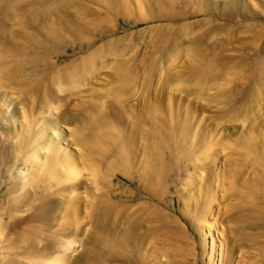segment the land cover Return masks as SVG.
<instances>
[{"label": "rangeland", "instance_id": "1", "mask_svg": "<svg viewBox=\"0 0 264 264\" xmlns=\"http://www.w3.org/2000/svg\"><path fill=\"white\" fill-rule=\"evenodd\" d=\"M17 1H21L17 5L19 15L15 12L16 16H8L11 22L7 17V21L0 18V32L5 28L7 34L0 39L1 43L3 41L0 45L1 65L11 67V64L19 63L16 69L22 68L16 75L17 70L12 68L14 76L12 73V79L5 82L10 85L5 89L8 96L4 95V87L0 88V94L10 101L6 106L0 105V170L2 165L5 166L0 179V205L5 207L14 194L11 191L14 178L26 177L32 186L26 199L35 196L34 190L39 189L36 202L63 187L61 182L71 170L64 159L68 161L67 158L75 157L80 169L85 171L84 215L90 220L98 214V211L91 210L96 204L112 203L118 209L115 217L121 222V230L127 225L129 216L145 219L146 223L138 232L143 235L145 229L149 234L145 250L148 264H264V91L260 92V98L254 94L260 79L264 85V0H13ZM22 2L26 6L34 2L37 9L31 10ZM48 7H52L51 10L57 8L59 12L55 10L56 13L51 12L45 18L38 17L37 22L32 18L35 23L30 21V15L37 17L34 13H38V8L45 10ZM24 15L29 24L32 22L30 27ZM20 22L25 23L20 25ZM23 25L29 30L23 29ZM9 30H12L10 35ZM15 32L19 39L13 35ZM115 44L117 48L113 50ZM195 44L199 47L196 48ZM107 45L113 54L109 52L104 58L95 60L101 71L95 70L97 73L90 78V87L81 86L75 91L83 92L84 98H69L71 102H67V110L72 112L65 121L59 120L60 129L52 132L58 147L67 149L69 156L59 154L55 150L56 143L45 145L46 150L36 154L33 151L35 135L43 124L30 129L24 120L23 125L17 123L13 111L18 117L28 116L43 93L36 88L34 94L35 87L30 90V86L39 82L43 89L46 74L54 78L55 74L59 76V70L65 72L66 67L72 71L74 66H79ZM178 45L181 56L175 61L177 71H184L193 62L194 72L207 69L213 61L220 63L221 78L215 80L205 94L200 85H195L196 82L183 79L186 75L181 76L173 93L169 90L164 94L156 93L158 80L165 78L164 72L174 60L167 54ZM27 55L35 58L39 55L40 59L45 55L50 57L45 64L37 58L32 69L22 71ZM102 62L108 65L101 66ZM50 64L56 66L54 71L50 70ZM208 76L209 73L203 74V78ZM150 86H153L151 93L147 94L145 89ZM58 88L56 85V90ZM29 95H33L32 98ZM251 105L259 112L256 120L247 124L232 120L241 108ZM64 106L60 111L66 110ZM193 110L196 111V120L191 115ZM41 111L43 113L41 108L35 110V116ZM49 111L45 113L48 117L52 114L51 119L59 116L58 110L54 111L55 114ZM80 111L81 114H97L101 120L98 121L101 125L97 122L94 128L86 126L89 135L84 129V133H80L78 123L82 115L77 114ZM19 131L28 139L24 143L19 140ZM247 138L259 141H251L247 148ZM125 143L131 151H127L126 156L120 151ZM174 147L178 148L175 155L178 159L175 160H181L165 168L161 154L169 153ZM197 151L214 169L212 180L216 199L212 212H207V204L202 203L200 193L204 180L198 182V177H194L198 170L194 163L203 167L204 161L189 158L192 167L186 162V156ZM37 155L39 159L35 161ZM231 174H236L237 180ZM52 175L57 179L50 180ZM42 176L46 178L43 186L37 182ZM191 178L196 179L198 187L195 184L187 187ZM158 194L160 201L154 198ZM87 206L92 208L87 209ZM124 207L127 208L125 214ZM155 207L167 214V229H174L171 233L158 231L160 223L153 215ZM220 209L222 215L218 216ZM23 211V214L28 213ZM3 218L0 216L1 224L3 220H10L8 215ZM103 241L99 246L95 243L85 245L92 248V255L109 252L111 241L102 248ZM8 243L7 238L0 237V264H11L12 252L7 251V254L5 249ZM74 250L78 256L83 249L75 245ZM18 257L22 264H48L45 259L47 262L34 263L25 255ZM16 262L15 259L12 264H18ZM91 263L97 264L90 259L81 264Z\"/></svg>", "mask_w": 264, "mask_h": 264}, {"label": "bare ground", "instance_id": "2", "mask_svg": "<svg viewBox=\"0 0 264 264\" xmlns=\"http://www.w3.org/2000/svg\"><path fill=\"white\" fill-rule=\"evenodd\" d=\"M3 1H2V3H3ZM20 2L21 1H19V2L17 1L15 3V2H13V0H6L3 3L4 5L1 3L0 4V16H1L0 18H1V20H2V18L4 20H6L5 17H7V18H8V16L11 17L12 15H14L15 12L18 13V14L16 13L18 16L19 15V6H17V5H19ZM26 2L28 3V1H26ZM24 3H25V1H24ZM24 3H23V5H24ZM31 3L32 4H28L27 6L30 7L31 10H34V8L37 9L36 7L38 5L36 7H34V5H35L34 2H31ZM24 6L27 7L26 5H24ZM20 7H21V5H20ZM51 8L48 7V8H45V10H41V9L39 10V8H38V13H37V11H36V13H34L37 15V17H34V16L32 17V15H30L31 16L30 21L32 20V18L33 19H36L38 17L45 18L46 16H49V14L51 12L54 13L55 10H57V8H56L55 10L53 9L54 10L53 11V10H51ZM30 9H29V14L30 13L32 14ZM58 9L61 11L60 6L58 7ZM21 10H22V7H21ZM59 10H57V12H59ZM16 14L14 16H16ZM14 16H12V17H14ZM24 16H25L24 18L27 20L28 18H26V15H24ZM7 20H9V18ZM37 20L38 19H36V22H37ZM9 21L11 22V19ZM22 21H23V18H22ZM32 21H34V20H32ZM24 23L25 22H22V24H24ZM34 23H35V21H34ZM34 23H33V25H34ZM13 24H15V22ZM22 24L20 22V25H22ZM31 24H32V22L29 24V21H28L29 26L27 24H25V25L30 27ZM15 26H18L17 23ZM13 27L14 26L12 25L11 29ZM23 27H24V25H23ZM2 28L3 27H1V29ZM25 28L26 27H24L23 29H25ZM32 28L34 29L33 26H32ZM12 30L8 31L9 35L11 34L10 32ZM27 30H29V29H27ZM16 32L13 35L16 34L15 36L17 37ZM48 32H50V31H48ZM48 32L46 34H48ZM19 35H21V34H19ZM6 36H7V34L5 33V28H3V30H1V32H0V39H1V37L5 38ZM45 36H48V35H45ZM12 38H13V36H12ZM14 42H15V40H14ZM2 43H3V41H2ZM2 43L0 41V45ZM49 43H51V42H49ZM43 44H44V42H43ZM196 44H198V43H196ZM196 44H195V47L198 48L199 45H196ZM8 45H7V47H8ZM13 45L16 46L17 44L13 43ZM16 48L17 47L14 48L15 51L17 50ZM115 48H117L116 44L114 45V47H112V49L114 50ZM179 48L180 47L178 45V46H175L174 48H171L169 50L167 55H170V59L173 58L174 60L172 59L173 61H171V67H169L164 72L165 78L164 79L161 78L162 80H160V79L158 80V81H160V83H158V85L156 87V90H155L156 93L157 94H159V93L164 94L165 90H169L171 92L174 91L177 88V85H178L177 83L181 80V76L186 75L185 77H183V79L185 78L187 80V82H189V81L196 82L195 85H200V88L202 89L203 94H205V92L208 89L209 90L211 89L212 83L215 82V80H219L221 78L220 77L221 70L219 68L220 63H217L218 61H216V62L213 61L214 63L212 62V64H210L207 67V69L203 68V70L200 69V70H197L196 72H194L192 66L194 65L195 62H193L184 71H177L175 61L178 60L179 56H181V55H179V52H180ZM113 50H111V48H109L108 45L104 46V47L100 48L98 51L94 52L93 56L91 58H87L86 60H83L79 66H77V67L72 66L73 67L72 71H69L67 69V67L65 68V70H64L65 72H63V73H61L62 69L59 70V72H60V73H58L59 76L57 74H55L56 76H58V80H56V76L54 78H52V77L50 78L49 75L46 74V78H45L46 82L43 83L46 86L43 89L41 87L43 85L38 84L39 82L38 83L36 82L37 83L36 86H35V84L33 86H30V88H29L30 90L32 89L31 87H35L33 90L34 94H35L36 88H38L37 90L40 91V94L43 91L41 96L39 95L40 99L38 100V104L36 103L37 108L36 107H33V109L31 108L30 112H28V116H26V117H18L17 112H14V111H13V116L17 120V123H21L23 125V123L25 121V124L30 129H31V127L35 126L36 124L37 125L43 124L42 128H40L38 133H36V135H35V142H34V150L33 151H35L36 154L39 155V153L41 151L46 150L45 145H48V144L55 145V143H56L57 146L55 145V150H57L59 152V154L65 156V157L69 156L67 154V153H69V152H67V149L63 150V149H61V146H60V148L58 147L59 144H57V141L52 138V134H53L52 132H54V131L57 132V130L60 129V127H61L60 123H59L61 121H59V120L65 121V119L68 118L67 115L69 116V112H72L70 110H67V109H69L67 102L68 101H69V103L71 102L69 98L74 97L78 100L81 97L84 98L83 92L82 93L81 92L75 93V91H77V89L80 88L81 86H89L90 87V83H89L90 78L91 79H92V77L94 78L96 73H97V72H95V70L98 72L101 71V68L99 67V65H97L95 63V60L98 58H104L105 55L107 56L109 52L112 53ZM7 52L5 54H7ZM11 52H13V51H11ZM25 52L27 53V51H25ZM34 52H36V51H34ZM36 53H33V55H36ZM116 53H118V52H116ZM10 55L12 57V54H10ZM16 55H19V54H16ZM38 56H36V57L39 58L40 62H42L44 64L49 62L48 58L50 56L45 55V57L42 56L43 58L41 57V59ZM18 57L20 58V56H18ZM18 57L16 59H19ZM8 58H10V57H8ZM8 58H7V60H8ZM25 58L26 59H24L22 71H27L29 68L32 69V67L36 63V59H37V58H35V56L33 57L30 55H27ZM192 61L193 60H191V62ZM15 63H16V61H15ZM1 64L2 63L0 62V88H1V86H3L4 87V95L8 96L7 95L8 92L5 89H6V85H9V83L5 84V82L7 79L11 78V75L13 73L12 70L14 69V67L16 69V67H18L19 63L15 64V66H12L13 64L10 63L11 67H10V65L3 64L4 66H2ZM89 64H92V67H90ZM102 65L104 67H106L108 65V63L102 62L101 66ZM50 66H51V64H50ZM38 67H39V65H38ZM55 68H56V66L52 65L50 67V70L54 71ZM21 69H22L21 66H19V68L16 69L17 72L15 73V75L17 73H20ZM66 69H67V72H66ZM164 69H166V68H164ZM42 71H44L43 73L46 72L44 67L42 68ZM37 73H38V71H37ZM160 73H162V72H160ZM204 73H209V76L207 79L203 78ZM13 76H14V73H13ZM162 76H163V74H162ZM159 77L160 76H158V78ZM97 79H98V77H97ZM47 81H49V84H47ZM40 82H41V80H40ZM184 83H186V81ZM56 85H57V87H59L58 88L59 90H56ZM151 87H153V86L147 87L145 89V90H147V94H149V92L152 90ZM82 89H84V88H82ZM256 89L257 90L254 94H255L256 98H260V96H261L260 92L264 91V85L262 84V79L259 80V83H258ZM79 90L80 89H78V91ZM113 90H115L114 87H113ZM24 91H23V93H24ZM157 91H160V92H157ZM27 94L28 93H26V96H27ZM197 94H199V92H197ZM0 95H1L0 100L2 99V103L0 105L6 106L7 103L10 102L9 99L6 97H3L2 93ZM24 95H25V93H24ZM195 95H196V93H195ZM26 96H25V98L27 99ZM32 96H30V98H32ZM159 97H162V95ZM20 98H21V96H20ZM34 98H35V95H34ZM38 98L39 97H37L36 100ZM74 98H71V99L74 100ZM23 99H24V97H23ZM170 99L172 100L173 98H170ZM32 100H35V99H32ZM78 100H76V101H78ZM30 102H32V101H30ZM78 103H80V102L78 101ZM32 105H34V104H32ZM59 106H61V107H59ZM63 106L67 107L66 110L60 111V108H62ZM256 106L257 105L255 104V107ZM255 107H253V105H251V107L246 106L244 108H241L239 110V113H236L233 115L234 117L232 120L233 121H239L242 124L250 123V121L253 122V120H256V117H258V113H259L256 110L257 107H256V109H255ZM38 108H41L43 110V113L41 111L40 115L38 114L37 116H35V114H37V113L34 114V111L37 110ZM82 108H83V106H82ZM80 109H81V107H80ZM48 110H50L49 113H54L55 110H58L59 116L55 117L54 119H51L52 114H50L48 117V114L45 113V111H48ZM79 113H80V115H82L81 121H79V123H78L80 126V129H81L80 133H82V134L84 133V130L86 131V126H89V127L93 126L92 128H94L96 126V123L100 120L99 116H97V114H94V113H92L90 115H88L87 113L81 114V111L78 112L77 114H79ZM191 115L193 117V120H196L197 115H196L195 110H193ZM20 118H22V119H20ZM72 118H73V116H72ZM22 120H24V121H22ZM94 120H95L94 125H91V124H93ZM13 121H15V120H13ZM100 122H101V120H100ZM98 124H99V122H98ZM99 125H101V124H99ZM206 128H210V127H206ZM21 131H19L20 135L18 134V136H20L19 140L21 141V143H24L28 139L23 138V134ZM172 132H173V130H172ZM87 133L89 135V132H87ZM204 133H207V132H203V134ZM45 139H47V141L44 143ZM129 140H130V138H128V141ZM51 141H53L54 143H51ZM251 141L257 142L259 140L253 139V138H250V139L247 138V140L245 141V146L247 147L248 145H250L252 143ZM63 142H64V140H63ZM63 142L60 144L63 145L64 144ZM203 142H205L204 136H203ZM3 143H5V142H3ZM6 143H8V142H6ZM93 143H94V141H93ZM2 145H1V147H2ZM252 146H255V144H252ZM121 149H122V150H120L121 154H124L125 156L127 154V151L128 152L130 151L129 145H127L126 143L123 145V147H121ZM177 150H178V148L174 147L170 150L169 153L161 154L165 168H168L169 166L174 165L181 160V159L175 160V158L177 157L175 155L178 154ZM10 153L14 154L12 152H10ZM130 153H131V151H130ZM130 153H128V154H130ZM190 154H192V155H190ZM193 154H195V155H193ZM38 155L35 158L33 157L35 159V161L39 159ZM210 155H212V154H210ZM173 156H175L174 159H173ZM189 156H191V157H189ZM186 157H187L186 162H187L188 167H192V165H193L191 163V160H189V158L190 159L195 158L197 162L204 161L203 167L202 166L197 167V164L194 163L195 168L198 169L196 172V175H194V177L195 176L198 177V182H200L201 180H204L202 183V188L200 187L201 185L199 186L201 188V191H202L200 193V194H202L201 195V198L203 201L202 203L205 202L207 204V208H208L207 212H212L213 211V209H212L213 203L215 202V199H216L215 193H214V187H213L214 182L212 180V178L214 177L213 165L212 164L209 165V163L207 164L206 157L202 153L199 155L198 151L195 153H189ZM67 159H68V161L66 160V158L64 159L65 164H70L71 170H70L68 175L64 176L65 180H63V182H61V184L63 183L62 185H64V186L57 189L56 191H53L50 193L48 192L49 195L42 197L39 202H36V200H35V196H37L39 189L34 190L35 196H31V198L26 199L28 192H29V188L32 186L28 184L27 180H25L26 177L23 179L14 178L15 185L11 189V191L14 194L10 196L9 201L6 203L5 207L0 205V208H1L0 209V216H2V219H4L3 216H7V215L10 217L9 221L3 220L2 224L0 222V237L7 238L9 241L7 246H5V249H6V252L7 251L9 253L12 252L11 254L13 257H10V255L7 256V258L10 257L11 264L14 263L15 259H16V261H18L16 263L22 264L20 257H18L20 255H25L28 260H30V261L33 260L34 263H35V261H37V262L43 261L44 262L45 260H47L48 264H81L83 262H87L88 259H90L91 261H93L97 264L98 263L104 264V262H106L107 264H148V262H147L148 256L146 255L145 250H147V242L149 239V234H148V232H145V229H144L143 235H141L138 232V229L140 230L142 228V226L146 223L145 219L129 216L126 220L127 225H125L124 229L121 230V226H119L121 222L119 220H117L115 217V212L118 209H116V206L114 204L107 203V205H105V204L104 205L103 204L97 205L96 204V206L93 208L87 206V209L92 208L91 209L92 211H94V210L98 211V214L97 215L94 214L95 216L89 220L88 215L85 216L83 213V202L85 201L84 196H83L84 192H85V191L83 192V188H85L84 187V181H83V173L85 171L83 172V170L80 169V167L78 166V162H77L75 157H72L71 159L70 158H67ZM176 159H178V158H176ZM29 160H30V158H29ZM167 160L169 161L168 163H167ZM30 162H32V161L30 160ZM258 164H260V160H258ZM3 167L5 168V166L2 165V167H1L2 169L0 170V179L2 177L1 175L4 174V168ZM242 171H244L243 168H242ZM35 172H36V170H35ZM52 172L54 173L55 171H52ZM53 173H51V174H53ZM31 175H33V174H31ZM231 176L235 180H237L236 174H231ZM238 177H239V174H238ZM49 179L50 180L51 179L56 180L57 177L52 175ZM62 179H64V178H62ZM191 179H192V182L191 181L189 182V183H191V184H189V186L187 185L188 183H186L188 188L194 184H195V186L198 184V182L196 181L195 178H191ZM37 180H38L37 182H39L38 185L42 184V186H43L45 181H46V178H45V176H42V177L38 178ZM197 187H198V185H197ZM193 193H194V191H193ZM59 197H61V199ZM154 198H157V200H159V201L161 200L159 198V194L155 195ZM105 201H107V199H105L104 202ZM20 204H22L23 206ZM25 206L28 207V210ZM159 207L153 208V215H155L158 218V220H159L158 222L160 223L158 225V228H159L158 231L163 230V232H170L171 233L174 229H169V230L167 229V224H166V222L168 220L167 216H166L167 214H165L162 211V209ZM23 210H25V212L27 211L28 213L26 212L27 214H23V212H24ZM122 210L124 211L123 214H125L127 212L126 207H124ZM85 212H87V211H85ZM221 212H222L221 209L218 210V213H217L218 216L222 215ZM102 239H104L103 244H102V248H104V244L107 241H111V247H110L111 250L109 252L95 253L94 255H92L91 254L92 248L87 247V246H89L90 244L92 245L93 243H95V246H99V242ZM75 245H80V247H82V249H83L81 251V253H79L80 255H78V256H76L74 254L75 252H77V250H74ZM112 247L114 250L112 249ZM8 252H7V254H8ZM47 261H45V262H47ZM255 264H257V263H255Z\"/></svg>", "mask_w": 264, "mask_h": 264}]
</instances>
